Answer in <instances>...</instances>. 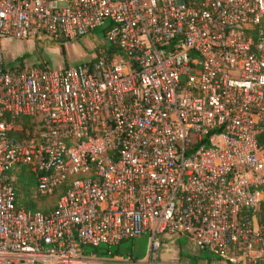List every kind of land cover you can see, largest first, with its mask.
<instances>
[{"label": "built area", "instance_id": "obj_1", "mask_svg": "<svg viewBox=\"0 0 264 264\" xmlns=\"http://www.w3.org/2000/svg\"><path fill=\"white\" fill-rule=\"evenodd\" d=\"M263 16L264 0H0L1 39L104 38L71 67L0 48V264H173L169 238L264 264ZM20 169L51 209L17 203ZM141 235V257L93 251Z\"/></svg>", "mask_w": 264, "mask_h": 264}, {"label": "rangeland", "instance_id": "obj_2", "mask_svg": "<svg viewBox=\"0 0 264 264\" xmlns=\"http://www.w3.org/2000/svg\"><path fill=\"white\" fill-rule=\"evenodd\" d=\"M101 28H98L91 33L75 38L69 41H47V44L36 42L32 38L29 40L1 39L0 48L2 50V58L6 66H15L17 63L32 64L39 61H46L48 66L53 68L71 67L75 64L86 61L91 54V47L96 43H104ZM42 42V41H41ZM62 43V44H61ZM44 45V46H41ZM28 174L25 169H20L17 174L16 187L20 190L16 196L22 206H26L31 202L35 206V210L47 211L52 208L55 196H38L33 192L32 184L26 186V190L21 189L19 184L21 177L27 178ZM28 178H30L28 176ZM183 239V238H182ZM180 239V244L183 240ZM146 236L141 235L137 238L127 239L117 245L118 250L122 254H131L134 257H141L145 250ZM166 246V250H165ZM161 249V256L168 253V250H173L175 246L165 243ZM104 245H99V250L104 248ZM115 245L109 247V251L113 252ZM203 253V252H202ZM214 256V255H213ZM212 256V257H213ZM165 257H167L165 255Z\"/></svg>", "mask_w": 264, "mask_h": 264}, {"label": "crops", "instance_id": "obj_3", "mask_svg": "<svg viewBox=\"0 0 264 264\" xmlns=\"http://www.w3.org/2000/svg\"><path fill=\"white\" fill-rule=\"evenodd\" d=\"M180 239L182 238H169L163 243L161 249L164 248L166 242L168 245L176 247L173 250L169 249L168 253L162 255L164 260L173 264H227L225 261L216 258L205 250L195 248L191 242L184 238L182 239L183 244H180ZM166 249L167 248L165 246V250ZM165 255L167 257H165Z\"/></svg>", "mask_w": 264, "mask_h": 264}, {"label": "trees", "instance_id": "obj_4", "mask_svg": "<svg viewBox=\"0 0 264 264\" xmlns=\"http://www.w3.org/2000/svg\"><path fill=\"white\" fill-rule=\"evenodd\" d=\"M260 29H261V34L264 35V16H263L262 21L260 22ZM258 141L260 143H264V133L260 134V136L258 137ZM23 180H25L24 183H23ZM19 184L21 185V187L23 186L21 189L26 190V186H29V184H33V180H32V178H28V176H27V178L21 177ZM19 191L20 190L17 188V193ZM17 203L19 205H21V203L18 200H17ZM23 207H25L27 209L35 210V206L31 202H28L27 205L23 206ZM263 219H264V202L261 203L259 217H258V220H263ZM93 251H95L97 254H103V253H107V252H109V253H118V252H120L118 250V248H117V245H115V248H114L113 252L109 251V247L108 248L104 247L101 250H99V246L96 247V248H93Z\"/></svg>", "mask_w": 264, "mask_h": 264}]
</instances>
